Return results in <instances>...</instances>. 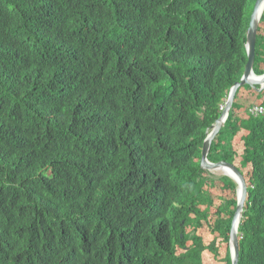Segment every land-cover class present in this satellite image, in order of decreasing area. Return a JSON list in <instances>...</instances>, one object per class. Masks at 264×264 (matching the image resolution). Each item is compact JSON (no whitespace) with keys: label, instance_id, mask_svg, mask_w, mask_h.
I'll return each mask as SVG.
<instances>
[{"label":"trees","instance_id":"trees-1","mask_svg":"<svg viewBox=\"0 0 264 264\" xmlns=\"http://www.w3.org/2000/svg\"><path fill=\"white\" fill-rule=\"evenodd\" d=\"M247 2L0 0V264H231L236 184L200 157ZM243 87L207 158L246 177L237 264H264V90Z\"/></svg>","mask_w":264,"mask_h":264},{"label":"water","instance_id":"water-1","mask_svg":"<svg viewBox=\"0 0 264 264\" xmlns=\"http://www.w3.org/2000/svg\"><path fill=\"white\" fill-rule=\"evenodd\" d=\"M263 3V0H256V3L253 6L250 21L248 27L246 29V38H245V49L250 52L248 54L247 61L245 63V68L243 71V75L241 77V81L244 80V83H249L253 86L254 83H260L259 80L264 82V74L261 77L254 78L253 71H252V61L254 59V52H253V43L255 40V30L258 21L259 15V7ZM262 8V7H261ZM261 10V9H260ZM257 79V80H256ZM238 86L237 83L233 85L226 97L225 103L221 110L220 115L215 119V121L206 129V136L204 138L202 147H201V157H200V166L205 169H217L218 167H227L229 168L232 173L234 174H227L231 177V179L236 182V196H237V203L234 212V216L232 219V225L230 229V256H231V264H237L238 262V227L240 223V219L242 217V210L244 206V201L247 194V185L244 179V176L238 170V168L233 164L225 160H220L217 162L209 161L207 158V153L210 148V144L212 139L215 137L217 132L220 128L224 125V122L228 116L229 110L232 106V102L234 100V95L236 92V87Z\"/></svg>","mask_w":264,"mask_h":264},{"label":"clouds","instance_id":"clouds-1","mask_svg":"<svg viewBox=\"0 0 264 264\" xmlns=\"http://www.w3.org/2000/svg\"><path fill=\"white\" fill-rule=\"evenodd\" d=\"M264 1V0H263ZM251 3H252V9H253V6H254V4L256 3V0H251ZM252 9H251V11H250V13H249V20H248V24H249V21H250V15H251V12H252ZM263 10H264V2H263V5H262V8H261V10L259 11V15H258V21H257V26H256V30H255V40H254V43H253V52H254V59L256 58V53H255V45H256V39H257V32H258V26H259V24H260V21H261V16H262V13H263ZM247 27H248V25H247ZM247 27H246V29H247ZM245 38H246V30H245ZM244 46H245V42H244ZM246 52V51H245ZM246 57L248 58V54L246 53ZM246 61H247V59H246ZM246 63V62H245ZM244 68H245V64H244ZM255 68H256V65H255ZM243 71H244V69H243ZM252 71H253V77L254 78H257V77H261L263 74H264V72L263 73H258V72H256V70L254 69V65H252ZM243 75V74H242ZM241 75V76H242ZM240 79V78H239ZM257 80V79H256ZM260 81V83H254L253 84V86H251L249 83H244V80H240V81H238V82H234L233 84H232V86L233 85H235V83H237L238 84V86L239 85H241V84H248L249 86H251L254 90H256L258 87H260V86H262L261 88V90L259 91V92H261L263 89H264V82L262 81V80H259ZM259 84V85H258ZM231 86V87H232ZM231 87H230V89H231ZM230 91V90H229ZM229 91H228V93H229ZM257 91V90H256ZM258 92V91H257ZM227 96H228V94H227ZM226 96V97H227ZM226 97L224 96V98L222 99V102L221 103H219V109H220V113H221V110H222V108H223V105H224V103H225V100H226ZM233 103V102H232ZM248 111L253 115V116H256V115H259V114H262L263 112H264V107L261 105V104H257V103H254V104H252V105H250L249 107H248ZM220 115V114H219ZM228 117V116H227ZM227 119V118H226ZM226 121V120H225ZM225 123V122H224ZM207 129V128H206ZM205 136H206V132H205ZM205 138V137H204ZM207 171H209V172H212V171H210L209 169H206ZM239 170V169H238ZM240 171V170H239ZM241 172V171H240ZM241 174L243 175V173L241 172ZM226 176H228V175H226ZM229 178H231L230 176H228ZM245 179V178H244ZM246 181V180H245ZM235 184H236V182H235ZM246 185H247V183H246ZM246 199V198H245ZM242 214H243V210H242ZM238 263V262H237Z\"/></svg>","mask_w":264,"mask_h":264},{"label":"rangeland","instance_id":"rangeland-1","mask_svg":"<svg viewBox=\"0 0 264 264\" xmlns=\"http://www.w3.org/2000/svg\"><path fill=\"white\" fill-rule=\"evenodd\" d=\"M250 3H251V0H248V2H247V8H249V5H250ZM248 13H249V9H246V16L248 15ZM257 69V68H256ZM242 77V76H241ZM241 77H240V79L238 80V81H240L241 80ZM259 85V84H258ZM244 86V84H241V85H239V86H237L236 87V90L239 88V87H243ZM262 86H260V87H258L256 90L259 92L262 88H261ZM244 89H246V90H244L245 91V94H246V97H244V100L245 101H247V99L251 96V94H250V92H248L247 91V89H248V87H243ZM264 90V89H263ZM250 95V96H249ZM262 99H254V101L253 102H250V103H248L247 105H246V108L248 109V107L250 106V105H252V104H254V103H258V102H260ZM240 101H243V100H240ZM237 141V140H236ZM236 146L238 147L239 146V143L237 144L236 143ZM242 151V150H241ZM240 151V152H241ZM235 152H236V155H237V151L235 150ZM234 152V153H235ZM209 160V159H208ZM210 161V160H209ZM213 162V161H212ZM235 163L237 164V165H240V162L239 161H235ZM218 169H210V171H212L210 174L212 175V176H214L215 177V179L217 180L220 176H223V175H227V174H225V173H218V171H217ZM241 171V170H240ZM229 176V175H228ZM244 176V175H243ZM244 178H245V180H246V177L244 176ZM246 183H247V181H246ZM217 193H218V195H220V194H223L224 192L223 191H221L220 192V190L218 189L217 190Z\"/></svg>","mask_w":264,"mask_h":264},{"label":"bare ground","instance_id":"bare-ground-1","mask_svg":"<svg viewBox=\"0 0 264 264\" xmlns=\"http://www.w3.org/2000/svg\"><path fill=\"white\" fill-rule=\"evenodd\" d=\"M263 2H264V1H263ZM262 5H263V3H262L261 6L259 7V11H260ZM245 51H246L247 54H250V52H248L246 49H245ZM254 63H255V59H253V61H252V65H254ZM235 82H238V81H235ZM203 141H204V139H203ZM202 144H203V142H202ZM217 169H218V170H217L218 173L231 174V175L234 176V174L232 173V171H231L229 168H227V167H222V166H220V167H218Z\"/></svg>","mask_w":264,"mask_h":264},{"label":"crops","instance_id":"crops-1","mask_svg":"<svg viewBox=\"0 0 264 264\" xmlns=\"http://www.w3.org/2000/svg\"><path fill=\"white\" fill-rule=\"evenodd\" d=\"M259 67H260V68H263V66H262V65H259V66L257 67V69H259ZM250 88H251V87H250ZM247 90H248V89H247Z\"/></svg>","mask_w":264,"mask_h":264}]
</instances>
